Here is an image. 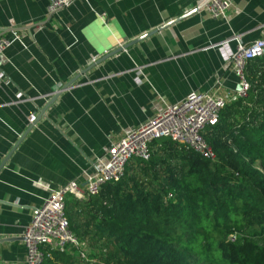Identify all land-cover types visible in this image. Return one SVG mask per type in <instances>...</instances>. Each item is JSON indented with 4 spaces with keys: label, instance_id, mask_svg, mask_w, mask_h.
Returning a JSON list of instances; mask_svg holds the SVG:
<instances>
[{
    "label": "crops",
    "instance_id": "0c3cea01",
    "mask_svg": "<svg viewBox=\"0 0 264 264\" xmlns=\"http://www.w3.org/2000/svg\"><path fill=\"white\" fill-rule=\"evenodd\" d=\"M230 1L213 18L205 0H69L51 14L47 0H0V38L12 39L0 62V264H25L32 208L84 185L127 132L192 91L238 90L225 55L264 38V0Z\"/></svg>",
    "mask_w": 264,
    "mask_h": 264
},
{
    "label": "trees",
    "instance_id": "16d2710c",
    "mask_svg": "<svg viewBox=\"0 0 264 264\" xmlns=\"http://www.w3.org/2000/svg\"><path fill=\"white\" fill-rule=\"evenodd\" d=\"M243 77L245 95L201 132L213 158L152 140L148 159L128 160L117 181L65 198L80 247L42 264H264V56Z\"/></svg>",
    "mask_w": 264,
    "mask_h": 264
},
{
    "label": "built area",
    "instance_id": "2783aa9c",
    "mask_svg": "<svg viewBox=\"0 0 264 264\" xmlns=\"http://www.w3.org/2000/svg\"><path fill=\"white\" fill-rule=\"evenodd\" d=\"M68 1L47 0V13L57 11ZM230 4V0H205L204 8L213 18H226L225 11ZM11 42L12 39L0 38V62L4 50ZM225 43L222 47L226 46ZM263 56L264 38L247 44L238 41L235 49L225 55V59L231 63L238 76L237 91L223 94L190 92L182 100L166 105L144 124L114 142L107 150L106 158L99 161L98 169L87 177L84 185L70 181L52 190L40 206L32 208L30 222L22 233V242L26 249L25 264H42L46 258H50L52 251L66 252L72 248L79 249L80 241L69 229L64 216L65 198L69 195L79 199L86 198L97 194L104 183L117 181L128 160L148 159V144L152 140L169 137L187 144L202 157L213 158L212 149L204 141L201 132L217 122L219 112L226 103L245 95L248 86L243 77L244 66L248 60ZM27 119L32 122L34 116H28ZM229 239L233 240L234 236L230 235ZM79 256L85 258V252L81 249Z\"/></svg>",
    "mask_w": 264,
    "mask_h": 264
},
{
    "label": "water",
    "instance_id": "95a60500",
    "mask_svg": "<svg viewBox=\"0 0 264 264\" xmlns=\"http://www.w3.org/2000/svg\"><path fill=\"white\" fill-rule=\"evenodd\" d=\"M204 4H205V2H204ZM172 21H173V20H172ZM174 21H175V20H174ZM169 23H171V22H169ZM156 30H157V29H154V30H152L151 32H147V33H145V34L139 36L138 38H136L134 41H138V40H140V39L146 37L147 35H149L150 33L154 32V31H156ZM124 47H125V46H124ZM119 49H121V48H119ZM33 120L35 121V119H33Z\"/></svg>",
    "mask_w": 264,
    "mask_h": 264
},
{
    "label": "rangeland",
    "instance_id": "374dc122",
    "mask_svg": "<svg viewBox=\"0 0 264 264\" xmlns=\"http://www.w3.org/2000/svg\"><path fill=\"white\" fill-rule=\"evenodd\" d=\"M69 196H71V195H69ZM85 249H86V248H85ZM85 249H84V252L86 253V256L88 257V255H87V254H88V250H87V249L85 250ZM81 250H82V249H81Z\"/></svg>",
    "mask_w": 264,
    "mask_h": 264
}]
</instances>
